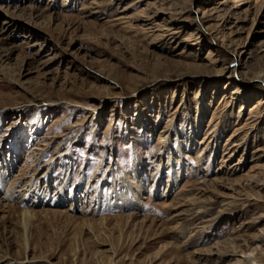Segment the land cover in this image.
Masks as SVG:
<instances>
[{
    "label": "rangeland",
    "instance_id": "1",
    "mask_svg": "<svg viewBox=\"0 0 264 264\" xmlns=\"http://www.w3.org/2000/svg\"><path fill=\"white\" fill-rule=\"evenodd\" d=\"M0 170V264L264 257V0H0Z\"/></svg>",
    "mask_w": 264,
    "mask_h": 264
},
{
    "label": "bare ground",
    "instance_id": "2",
    "mask_svg": "<svg viewBox=\"0 0 264 264\" xmlns=\"http://www.w3.org/2000/svg\"><path fill=\"white\" fill-rule=\"evenodd\" d=\"M12 21H13V19H10L9 21H7V22H9V23H12ZM173 30V29H172ZM199 111V110H198ZM200 114V113H199ZM199 122H200V120H199ZM199 127L201 128V125H199ZM200 130V129H199ZM50 164H51V162H50ZM182 169L180 170V174H179V176H181V175H183L184 174V167L182 166L181 167ZM2 173H1V170H0V184L2 183L1 182V179H2V175H1ZM30 180H32V179H30ZM30 184V183H29ZM34 183L32 184V185H28L27 187H25V190H24V195L25 196H27L29 193H30V191L33 189V187H34ZM35 189L32 191V195L34 194H41V193H39V192H41V187L38 189V187L37 186H35L34 187ZM45 191H47V192H50V188L49 187H47V189H44L43 190V192H42V194H44V197L47 199V197H48V195L45 193ZM38 195V196H39ZM25 199H20V202L22 203V204H24V205H26V206H33L35 203H45V202H47V201H45V199H35V200H29V201H24ZM9 204V203H8ZM99 207H98V204L97 203H95V204H93V202L91 203V204H88V209H87V211L88 212H92V213H96V212H99ZM34 210L33 209H31V208H24V210H23V212H22V215H23V226H24V228L26 229L28 226H29V224H30V222H31V218L34 216V212H33ZM106 218L105 217H103L101 220H100V222H99V224H101L102 226H104L105 225V222H106V220H105ZM83 225L84 226H87V227H89L90 229H94L95 228V225H94V223L93 222H91V220L89 221V220H84V222H83ZM165 247V246H164ZM161 252V251H160ZM160 252L158 251V253L156 254V256L157 255H159L160 254ZM264 252V251H263ZM262 252V253H263ZM117 253V251L115 250V251H113L112 252V254L108 257L109 258V261L111 262V264H117L118 262V260L116 261V258L118 257V256H116L115 258H114V254H116ZM243 253L245 254V258H242V259H239L238 260V262L240 263V264H264V257H263V255H260L259 254V252H257V248H255V249H251V250H248V251H243ZM264 254V253H263ZM255 261V262H254Z\"/></svg>",
    "mask_w": 264,
    "mask_h": 264
}]
</instances>
